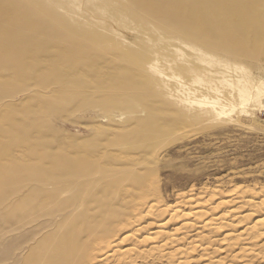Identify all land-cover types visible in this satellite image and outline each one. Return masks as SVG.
I'll list each match as a JSON object with an SVG mask.
<instances>
[{"label": "rangeland", "instance_id": "rangeland-1", "mask_svg": "<svg viewBox=\"0 0 264 264\" xmlns=\"http://www.w3.org/2000/svg\"><path fill=\"white\" fill-rule=\"evenodd\" d=\"M191 1L0 0V264H264V0Z\"/></svg>", "mask_w": 264, "mask_h": 264}, {"label": "bare ground", "instance_id": "bare-ground-1", "mask_svg": "<svg viewBox=\"0 0 264 264\" xmlns=\"http://www.w3.org/2000/svg\"><path fill=\"white\" fill-rule=\"evenodd\" d=\"M166 1V0H165ZM193 1V0H192ZM191 1V2H192ZM201 1V0H200ZM206 1V0H205ZM213 1H216V0H213ZM194 2V1H193ZM197 2V1H196ZM206 2H208V1H206ZM253 2H254V0H253ZM252 2V3H253ZM200 3H202V5H203V2L201 1ZM199 2H198V4L199 5H201ZM6 4V3H5ZM192 4V3H191ZM206 3L204 2V5H205ZM208 4V3H207ZM211 4V3H210ZM197 5V4H196ZM201 5V6H202ZM212 5V4H211ZM189 6L190 7H194V5H190V2H189ZM198 6V5H197ZM208 7V6H207ZM206 7V8H207ZM210 7H212V6H210ZM198 8H202V7H198ZM198 8H197V10H198ZM206 8H203L202 10H204V9H206ZM209 8V7H208ZM214 7H212V8H210L211 10L213 9ZM258 9V8H257ZM260 9V8H259ZM12 11V10H11ZM152 11V10H151ZM204 11H206V10H204ZM204 11H202V12H204ZM209 11V10H208ZM214 11H217V10H214L213 9V12ZM8 12H9V10L7 9V8H4V9H2V12H1V10H0V17H5V18H7L8 16L6 15V14H8ZM17 12V11H16ZM258 12V14H259V16H260V18H261V22L264 24V14H262V13H260L259 11H257ZM15 13V12H14ZM215 13V12H214ZM6 15V16H3V15ZM16 14V13H15ZM28 14V13H27ZM152 14H153V11H152ZM202 14H204V13H202ZM206 14H207V12H206ZM209 14V13H208ZM207 14V15H208ZM212 14V16H213V13H211ZM211 14H210V16H211ZM216 14V13H215ZM214 14V15H215ZM217 14H220V13H218V11H217ZM20 15V14H19ZM12 16V15H11ZM11 16H9V18L11 17ZM31 16V15H30ZM209 16V15H208ZM211 16V17H212ZM219 16V15H218ZM221 16V15H220ZM18 18H19V16H17ZM215 17H217V15L215 16ZM12 18V17H11ZM222 18V17H221ZM17 19V18H16ZM224 19V18H223ZM222 19V20H223ZM7 20H9L8 18H7ZM11 20V19H10ZM9 20V21H10ZM27 21V20H26ZM218 22L220 21V19H218L217 20ZM225 21V20H224ZM223 22V21H222ZM37 25V24H36ZM4 27H6V26H4ZM10 28V27H9ZM7 29V28H6ZM29 28H27V30H28ZM2 30H3V28H2ZM8 30V29H7ZM21 32V31H20ZM38 32V31H37ZM6 35V34H5ZM2 37V36H1ZM21 38V37H20ZM0 40H1V38H0ZM1 43V42H0ZM15 46V45H14ZM2 52V51H1ZM3 55V54H2ZM11 59V58H10ZM5 60V59H4ZM13 62V61H12ZM12 62H10V63H12ZM16 63V62H15ZM260 84V83H259ZM257 87V86H256ZM262 87V86H261ZM253 88V87H252ZM254 89H255V87H254ZM254 89H252V90H254ZM250 92V91H249ZM261 93H264V91H262L261 89H260V87H259V89L258 88H256L255 89V93H253V94H251V93H246L244 96H242V99H243V101L244 102H246L247 100H249V99H252V98H255L257 101H259V98H260V95H261ZM244 98H246V100L244 99ZM253 101V100H252ZM214 103H216V102H214ZM213 103V104H214ZM210 104V103H209ZM243 105V104H242ZM241 107H243V106H241ZM264 110V106L262 107V111ZM221 112H223V111H221ZM219 114V113H218ZM220 115H221V113H220ZM260 192H264V188H261L260 189ZM180 193V192H179ZM177 195L179 196V195H181V193L180 194H178L177 193ZM184 195V194H183ZM151 204V203H150ZM153 204H155V203H153ZM263 206H264V200H262V201H260L259 203H256V204H253V205H251L250 207H251V209L249 210V213L248 214H246V215H244L243 217H241L240 218V220H238V222L240 223V222H243V221H247L248 222V225H246V228H245V230H243L240 234H238L239 236H238V238L237 239H241V237H245L244 239L245 240H247V241H253V240H256V239H258V238H261V237H263L264 236V208H263ZM151 208L149 209V211H146V214H145V216H148L149 214H150V212H153L152 211V209H153V207L152 206H150ZM155 209V208H154ZM153 209V210H154ZM202 212V211H201ZM196 214H198L199 213V216L201 217H203V216H205V214L206 213H201L200 214V211H198V212H195ZM223 213V212H222ZM230 213H234V210H230V211H227V212H224L223 214H219V215H215L214 217H213V219L211 220V222H204L203 224V226H205L206 228H207V233L209 234V235H215L221 228H223L224 226H223V220L226 218V215H228V214H230ZM198 216V217H199ZM232 216V215H231ZM162 226L164 225L163 223L161 224ZM226 225V224H225ZM223 226V227H222ZM74 230V229H73ZM72 230V231H73ZM66 232H67V230H66ZM75 231H73L72 233L74 234V235H76L75 233H74ZM71 233V232H70ZM67 234V233H66ZM73 234H72V237H73ZM161 233H151V234H149V238H152V236L154 237V238H159V235H160ZM171 234V233H170ZM69 236H71V235H69ZM168 237L167 238H165V240L164 241H162V243L164 244L166 241H168L170 238H171V235H167ZM61 236H59V238H60ZM75 237V236H74ZM73 237V238H74ZM163 236H161V238H162ZM163 238V239H164ZM70 239V237L68 238V240ZM123 239V238H122ZM243 239V240H244ZM57 240L59 241V239L57 238ZM63 241H61L62 242V244H61V242L60 243H57V244H55L54 246H50L49 248H47V249H45V247H44V249L45 250H41L40 248H42V247H39L37 250H35V249H33L34 250V258L33 257H31L30 258V260L28 259L27 261H26V264H63L64 262H70L71 264H72V261H73V259H72V257H71V254L69 253V252H67L66 253V250H65V248H63V242L65 243V241H64V239H62ZM73 240H75V238L73 239ZM72 239L71 240H69L68 241V243H70V242H72L73 241ZM124 240V239H123ZM123 240H121V241H119L120 243L123 241ZM161 240V239H160ZM57 241V242H58ZM52 242H53V240L52 239H50V242H47V243H51L52 244ZM67 242V241H66ZM74 242L75 241H73L72 242V244L73 245H75L74 244ZM244 242V241H243ZM46 243V244H47ZM113 243L112 242H110V243H107L106 245H104V248H102V250H106V249H108L111 245H112ZM246 244V243H245ZM37 245H39L40 246V244H37ZM100 245V244H99ZM165 245H166V243H165ZM101 246V245H100ZM134 246V245H133ZM164 246V245H163ZM248 246V245H247ZM38 246H36V248H37ZM48 247V246H47ZM69 249H71L72 250V246H70V244H69ZM72 247V248H71ZM84 247V246H83ZM99 250H101V249H99ZM251 251H254L253 250V247H250V248H248V252H251ZM30 252V251H29ZM72 252V251H71ZM103 252V251H102ZM131 251L130 250H127V251H124V252H122L123 253V255L124 256H126L127 254H129ZM116 253L117 252H115V253H113V254H107L106 253V259H112V258H117L118 256L116 255ZM28 255L30 256V254L28 253ZM119 255V254H118ZM32 256V255H31ZM27 258H28V256H26ZM86 257V256H85ZM114 258V259H115ZM26 259V258H25ZM24 259V260H25ZM83 261V260H82ZM118 261V260H117ZM123 262V260L121 261V263ZM262 263V262H261ZM94 264V263H93Z\"/></svg>", "mask_w": 264, "mask_h": 264}, {"label": "built area", "instance_id": "built-area-1", "mask_svg": "<svg viewBox=\"0 0 264 264\" xmlns=\"http://www.w3.org/2000/svg\"><path fill=\"white\" fill-rule=\"evenodd\" d=\"M262 115L264 116V110L262 111Z\"/></svg>", "mask_w": 264, "mask_h": 264}]
</instances>
